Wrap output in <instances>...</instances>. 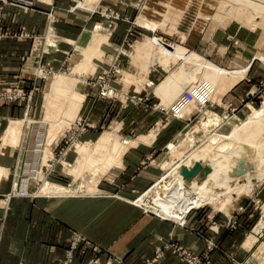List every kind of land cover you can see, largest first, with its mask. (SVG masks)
<instances>
[{"label":"rangeland","instance_id":"374dc122","mask_svg":"<svg viewBox=\"0 0 264 264\" xmlns=\"http://www.w3.org/2000/svg\"><path fill=\"white\" fill-rule=\"evenodd\" d=\"M83 1L75 2L78 13L87 9V4L82 3ZM36 2L37 0H0V44L9 37L28 36V33H17L3 25V7L10 5L38 10ZM98 2H91L89 6ZM103 3L107 7L101 11V15L95 17L93 24L99 26L105 35L98 48H95L96 42L93 47L87 41L88 30L80 33V29L87 26L84 19H77V35H82L70 43L71 52L66 47L70 44L60 43L61 35L56 27L51 26V30L41 36V42L29 52L30 78L16 77L12 85L0 86V107H15L11 115L0 113V199H8L0 201V206L2 204L8 211L13 200L15 202L18 199L36 201L43 198L51 200L57 197L94 196L100 191L99 183L104 178H110L108 174L111 171L117 172L122 167L125 151L130 145L136 144H132L135 142L132 138L147 134L137 132V126L141 120L149 119L147 116L150 109L158 108L167 113L162 118V124L168 119L172 120L169 110L180 97L175 96L172 105L166 104L165 94L159 93L157 87L173 72L187 71L189 65L182 59H177L175 63L165 59L162 55L164 49L158 48L161 44L154 43L156 39L170 47L181 46L187 54L201 55L228 72L246 71L242 80L235 79L233 84L229 75L218 79L215 84H208L203 78L190 77L188 90L205 84L208 99L200 102L195 97L184 106L180 117L174 116L177 119H188L187 127L180 129L177 142L168 148V158L163 163L164 173L161 177L170 175L192 151L207 141L208 136L213 138L229 135L264 104V0H103ZM133 4L138 7L136 18L128 13ZM122 12L129 16L130 22L126 20V24L133 27L126 37V46L111 48L113 43L122 42L119 31L117 32L124 27L121 23L127 18ZM45 13L51 24L55 23L57 26L54 10H46ZM28 37L34 39L32 33ZM147 40L151 43L148 53L136 57L137 46ZM103 44H107V48L102 47ZM200 45L201 52L198 51ZM66 55L71 56V60H66ZM239 81L243 83V89L238 99L226 97L227 90ZM107 85L114 88V91L104 96L102 88ZM96 101L97 110L95 107L94 112H100L107 106L104 125L90 132V135L79 136L73 145L66 143L65 139L61 140L74 121L82 118V121L93 122L88 109ZM103 101L107 104L102 103ZM11 125L17 126L20 133L13 143H6V131ZM157 131L158 129L149 135L155 137ZM107 133L116 136L114 139L127 142L124 145L126 150H123L118 163L115 162L110 167L95 188L88 186L87 174L94 169L91 167L84 171L87 172L86 176L77 185L80 179H76L75 174L70 172V168L80 158L76 146L89 143V148L92 149L99 138ZM263 138L264 130L258 139ZM112 143L109 145L113 146ZM57 144L60 146L57 147ZM174 149L177 153L172 156ZM44 150L47 153L45 158ZM261 165V170L251 177L250 184L239 193L232 190L226 197L191 209L201 214V237L204 238L205 248L201 252L187 248L201 258V263L210 260L208 264H212L211 251L222 248L219 243L220 235L237 230L242 221L246 230L243 229L238 234L245 237L246 241L255 234L257 240L252 246L244 244L245 248H252L249 256L238 259L235 264H264V159L261 160ZM26 179L28 186L24 189L27 195H16L17 188ZM2 181L6 183L4 190ZM52 185L73 189L67 193L45 190ZM152 185L134 198H128V202L145 213L172 220L173 218L161 216L150 207L152 198L145 193ZM11 189L16 193L13 196L8 195L11 194ZM110 194L114 195L113 192ZM260 228H263L262 231L255 233ZM223 229L227 230L225 234ZM77 234L67 241L60 264H102L101 246L82 232ZM217 235L219 239L216 238ZM170 245L167 249L172 248L181 261L190 264L181 252L174 249L182 245ZM89 252L90 256L87 257ZM109 262L113 264L108 257L105 264Z\"/></svg>","mask_w":264,"mask_h":264},{"label":"crops","instance_id":"0c3cea01","mask_svg":"<svg viewBox=\"0 0 264 264\" xmlns=\"http://www.w3.org/2000/svg\"><path fill=\"white\" fill-rule=\"evenodd\" d=\"M76 1L37 0L38 10H26L10 5L3 7V25L17 33L25 32L28 36L32 33L34 39L21 35L6 38L1 42L0 86L12 85L16 77L30 78L29 52L41 42V36L50 31L51 26L56 27V31L61 35L60 43L70 44L82 35L79 37L77 35V19H84L87 25L84 29H80V33L90 30L94 27L95 17L101 15V11L107 7L103 0H98L99 4L91 7L87 5L85 12L78 13ZM130 6L129 16L133 15L136 18L135 13L138 7L134 4ZM46 10H54L57 26L55 23L51 24L45 13ZM122 14L127 17L123 18L121 23L124 27L117 30L122 42L113 43L111 48L126 46L128 40L126 37L133 27L126 24V20L130 22L129 16L125 12ZM66 47L70 48V52L72 51V44ZM102 47L107 48V44H103ZM198 51L201 52V45ZM69 58L71 60V56H65L66 60ZM230 58L228 60L231 63ZM242 86L241 81L233 85L227 90L226 97L238 99ZM97 103L98 101L92 102L88 109L94 128L88 130L86 135H90V132L104 125L103 118L107 106L100 112H94ZM102 103L107 104L105 101ZM13 108H15L13 105L0 107V113L11 115L15 110ZM149 113L147 116L149 119L141 120L137 126V132L147 134L132 138L137 141L136 144L130 145L125 151L122 167H119L117 172L111 171L108 174L110 178H104L102 183H99V193L94 196L57 197L51 200L18 199L15 202L13 200L9 211L1 204L0 264H20V262L60 264L67 241L74 235H78V232H82L101 246L102 264H105L108 257L113 264H185L172 248L167 249L165 245L177 243L199 252L205 248L204 238L201 237L199 212L193 210L189 212L188 225L183 227L173 220L145 213L127 200L147 189L163 175V163L168 158L167 150L171 144L174 145L177 142L180 129L187 127L188 119H177L174 116L172 120L168 119L169 121L162 124V118L167 114L162 109L153 108L149 110ZM157 129L158 133L154 138L148 136L150 132ZM5 184L4 181L1 182L3 190ZM11 187L12 185L9 188ZM111 192L114 195H111ZM116 194H122V196ZM4 199L1 198L0 201ZM243 229L246 230L240 221L237 230L227 232L223 229L225 230L223 233H227L224 236L219 233L221 240L218 235L216 236L222 248L211 251L212 264H235L238 259L249 256L248 253L252 248H245L246 239L238 234L244 231ZM89 256L90 252L87 254V257Z\"/></svg>","mask_w":264,"mask_h":264},{"label":"bare ground","instance_id":"6f19581e","mask_svg":"<svg viewBox=\"0 0 264 264\" xmlns=\"http://www.w3.org/2000/svg\"><path fill=\"white\" fill-rule=\"evenodd\" d=\"M94 1L97 0H84L82 3L91 5V2ZM102 32V29L97 25L88 30L87 41L93 44L89 43L91 46L94 47L96 42L95 48L99 47L105 37ZM95 39L96 41H94ZM154 43L161 44L160 46L158 45V48L164 49L162 55L165 59L174 63L177 59H182L189 65L187 71L173 72L169 75L170 77L168 76L164 82L158 85L157 91L165 94V102L169 105L173 104L175 96L181 97L188 90L190 77L203 78L207 83L212 82L215 84L218 79L229 75L233 84L235 79L243 78L246 73V71L228 72L201 55L196 53L187 54L186 50L181 46L170 47L157 39ZM150 45L149 40L139 44L135 52L137 54L136 57L148 53ZM85 51L88 53L86 49ZM126 76L129 75L126 74ZM58 78L60 77L58 76ZM53 123L56 124L57 122ZM53 123L51 122V124ZM233 130L229 135L213 138L208 136L207 141L192 151L180 166L175 168V170H170V175L161 177L152 185L145 193V195H149L152 198L150 207L161 216L181 220L184 219L190 209L199 207L203 203L226 197L232 190H237L239 193L242 188L250 184L251 177L261 170V160L264 159V138L262 140L258 139L264 130V104L255 110L254 113L252 112L248 120L242 122L240 126ZM19 133L20 129L15 125H11L6 131V143H13ZM190 135L191 133L187 134V138ZM115 137L111 133L101 136L92 149L89 148L91 146L89 143L76 146L80 158L70 168V172L75 174L76 179H80L77 185H80L83 176H86L87 172L85 173L84 171L91 167L94 169L87 174L88 186L91 189L95 188L110 167L115 162L118 163V159L124 153L123 150H126L124 145L127 142H121V140L114 139ZM150 137L154 138L153 135ZM136 142L135 140L132 144ZM111 143L113 146L109 145ZM44 153L43 158L47 156L45 150ZM176 153L177 151L174 149L172 156H175ZM210 159L213 161H210ZM72 189L52 185L45 190L55 193H67ZM262 229H258L255 233H260ZM256 240L257 236L253 234L245 242V245L252 246Z\"/></svg>","mask_w":264,"mask_h":264},{"label":"built area","instance_id":"2783aa9c","mask_svg":"<svg viewBox=\"0 0 264 264\" xmlns=\"http://www.w3.org/2000/svg\"><path fill=\"white\" fill-rule=\"evenodd\" d=\"M205 85V84H204ZM203 86H199L198 88H193V90H186L181 97L171 106L170 110L172 113V116L175 117H180L181 116V112L184 108V106L191 101L192 99H194L195 97H197L199 99V101L203 102L205 99H208L207 97V90H205V87ZM204 87V88H203ZM114 91V88H112L110 85H107L105 87L102 88V95L106 96V95H110L112 94ZM94 128V125L92 122H88V121H82V118L78 119L77 121H74L72 127L69 129V132L61 139L64 140L66 143H70V145H73L74 142L76 141V139L85 134L88 130ZM57 147L60 146L59 144L56 145ZM65 153V152H64ZM64 155V154H63ZM26 186H28V179H26L25 181L22 182V186L17 188V194L14 193L11 189V194L9 193V196H13V194L16 195H23L26 196V190L24 189ZM7 195V196H8ZM191 211V209L188 211L187 215L185 216V218L183 220H173L175 221L177 224H179L180 226H187L188 222H187V216L189 214V212ZM171 220V219H170ZM171 245L167 244L166 248H169ZM175 250L181 252L184 257H186L187 261L190 264H208V262H210V260H205L201 263V258L197 255H195L193 253V251L189 250L187 247L184 248L182 246H176L174 247Z\"/></svg>","mask_w":264,"mask_h":264}]
</instances>
